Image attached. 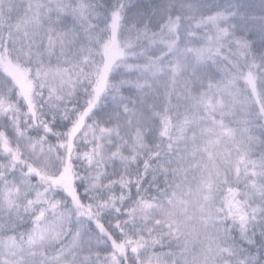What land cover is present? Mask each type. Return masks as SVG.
<instances>
[{"label":"snow or ice","instance_id":"obj_1","mask_svg":"<svg viewBox=\"0 0 264 264\" xmlns=\"http://www.w3.org/2000/svg\"><path fill=\"white\" fill-rule=\"evenodd\" d=\"M0 264H264V0H0Z\"/></svg>","mask_w":264,"mask_h":264}]
</instances>
